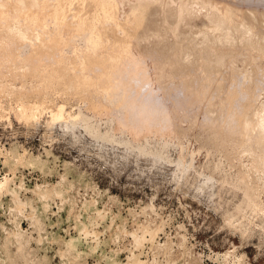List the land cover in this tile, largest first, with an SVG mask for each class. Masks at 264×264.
Returning a JSON list of instances; mask_svg holds the SVG:
<instances>
[{
    "label": "rangeland",
    "instance_id": "374dc122",
    "mask_svg": "<svg viewBox=\"0 0 264 264\" xmlns=\"http://www.w3.org/2000/svg\"><path fill=\"white\" fill-rule=\"evenodd\" d=\"M58 1L0 0V264H264V151L241 143L246 115L264 116V56L213 26L204 2H192L196 10L174 35L156 23L163 12L176 23V0L167 8L166 0L111 1L98 10L91 0H63L67 24L77 8L98 13L106 49L123 40L149 59L183 65L182 84L165 91L143 77L142 104L154 106L157 121L138 130L128 112L76 89L74 64L90 50L76 30L39 76L22 60L4 63L10 44L26 57L39 25L63 33L67 24L49 12ZM208 2L231 6L264 42V0ZM218 38L225 42L208 45ZM171 103L185 112L169 122ZM60 107L65 118L56 120ZM245 173L256 183L253 204Z\"/></svg>",
    "mask_w": 264,
    "mask_h": 264
},
{
    "label": "bare ground",
    "instance_id": "6f19581e",
    "mask_svg": "<svg viewBox=\"0 0 264 264\" xmlns=\"http://www.w3.org/2000/svg\"><path fill=\"white\" fill-rule=\"evenodd\" d=\"M78 1L82 2V0H78ZM111 1L118 2L121 0H91L92 5L94 4V7H96L95 9H97V10L100 8L102 9L104 7L106 8L107 5L111 4ZM142 1L143 0H141V2ZM150 1L152 2V0H150ZM208 1L205 2L204 0L203 1H201V0H176L175 2L178 3L177 4L178 6L176 5V3L171 1V3L173 2L172 4H174V6H172L171 8L173 9V7L176 6V9L175 8L174 9H175V11L177 10V12H176L177 15L175 14L176 15L175 17H177V19L175 18L176 23L169 24V21H168L169 17L167 18L165 12H163L164 17L161 16L162 18L159 19L160 20L159 23H156V22H154V23L157 24V27L166 28L168 31H172L173 34L176 35L178 32V29H179V27H178L179 22L180 21L182 22L183 18H184V21H186V18H189L190 15L194 13L193 12L190 14V12L195 11L198 8L199 5L197 6L196 3L202 4V2H204V4H202V6L203 7L206 6V10L209 9L212 13L210 16L212 18L211 22H212L213 26L218 27L220 30H222L225 33L228 32V30L230 29L231 31L235 32V34H233V38L235 36L239 35V37H240L242 35L243 39L239 43L237 42L236 44L244 45L248 49H250L252 51H256L257 53L264 56V42L261 41L260 39H258L252 33V30L247 26L246 21H241V20L238 21V16L235 13V10L231 6H229V5L222 6L221 4L211 5L210 2H208ZM85 2H82V3H85ZM113 2H112V4H113ZM127 2H128V0H127ZM192 2H194L197 7H194V4ZM211 2H213V1H211ZM56 3L58 4L57 7L49 9V12H50L51 17H53L55 24L59 23V25L61 24V26L63 25L62 27H64V25L67 24L66 19L69 15H71L70 14L71 12H69L68 10L67 11L64 10L65 8H64V1L63 0H60ZM125 3H126V1H125ZM163 3L161 4L162 7L164 6L166 8L170 4L169 0H166ZM120 4H122V1ZM202 6L200 5V8ZM42 7H43V5H42ZM65 7H66V5H65ZM193 7L196 9L192 10ZM43 8H45V7H43ZM8 9L10 10L11 8H7L6 10H8ZM15 9H17V7ZM41 9H40V11H42ZM45 9H43V11ZM80 9L81 8H79V9L77 8L76 10L74 9L75 11L72 13L73 17L72 18L69 17L70 19L74 20V24L70 23V22H72V20H71L69 22L70 24L68 23L66 25L65 30H62L63 33L61 32L62 34L59 37L51 36L49 29H47V26H45V25H41V26L39 25V27L37 26L39 30H37V32H36L35 41L32 42L30 45L31 51L27 55H25L26 57H22L20 55L21 47H20V49L17 48L18 50L13 51L14 45L9 43L10 47L8 50V55L3 59L4 63L7 65H9V64L13 65V64L17 63L19 60H22L25 63L31 65L30 67H31L34 75L39 76L42 72L41 68L43 66H45L49 61L54 60L55 57L57 56L56 54L60 50L61 46L64 45L65 42L68 41V39H69L68 35H70L72 33L71 29L76 30L77 32L76 31H73V32L76 34L78 33L80 36H82L81 34H83V39L85 40V42H87L89 44L87 46L90 47L89 48L90 50L88 49L89 51H87L88 53L83 55V60H82L81 64L80 65L74 64L75 68H79V74L77 75L76 89L78 90V89H84L85 88V90H86V88L89 87V90L92 89L93 92L97 95V97H101L102 100L111 104L113 106V108H116V110L122 109L123 112H128L131 120H130V122H129V120L127 122L130 124L132 123L133 126H135L138 130H140V129L143 130L144 126H147V125L149 126V124L151 125L152 123L156 122L157 119H156V116H154L156 109H154V110L152 109V108H154V106L152 105V107H149L150 106L149 103L146 104V102H145L144 106L142 104V103H144L143 102L144 98H142V95L140 92V90L142 88H140V87L143 86L144 82L142 83L141 80L143 79L144 76H146V80H144V81H145V83L146 82L148 83V87L150 84L152 88L158 87L159 90L163 89V91H165L164 89H166V85L168 86L169 84H171L172 86L173 85L178 86V85L182 84L181 81L184 78V76L186 75V71L184 69H182L183 65L180 63H173L172 62L173 60H171L169 58H161V57L160 58L159 57L154 58L153 57V58L149 59L151 57L149 54L147 55L145 53L135 52L134 49L131 48L132 46L127 45L123 40L118 41V42H116V40H115L114 43H111L112 48H111V45H109V48L106 49L107 46H104V41H105L104 39L105 38L102 37L101 33L98 31L97 25L95 22L96 18H94V15L98 14V13H94V14L89 13V15H87V17L86 16L84 17V15H82V12ZM19 10L17 9L16 11H19ZM11 11H12V9H11ZM94 11L96 12V10H94ZM14 12H15V10H14ZM19 13H21V12L19 11ZM14 15H15V13H14ZM35 15H36V13H35ZM43 15H45V13ZM186 15H187V17H186ZM246 15H249V18L254 17V14H252L251 12L246 14ZM96 16H98V15H96ZM2 18L4 19V17H2ZM69 18H68V20H69ZM173 19H174V17H173ZM216 19L217 20L223 19V20H221L222 24L217 23ZM32 20H34V19H32ZM35 20H37V19H35ZM64 22H65V24H63ZM181 22H180V25H181ZM153 24H152V26H153ZM149 28L151 29V26ZM152 29H153V27H152ZM148 31H151V30L148 29L147 32ZM73 36H75V35L73 34ZM76 36H78V35H76ZM80 36H78V37H80ZM23 41H24V39H23ZM111 41H112V39H111ZM224 42H225L224 40L218 38L217 40L208 41V45L219 46ZM65 44H67V43H65ZM26 45H24V46H26ZM27 47H28V45L25 47L26 50L28 49ZM25 48L23 47L22 50H25ZM147 60H148V63L150 61L149 67H145V65H146L145 62ZM150 71H151V73H150ZM136 87H138V88H136ZM150 91L153 92L152 89ZM156 91H158V90H156ZM156 91H154V92H156ZM94 93H93V95H94ZM206 95H207V93H206ZM151 99H154V98L151 97ZM208 99H209V97H208ZM144 101H146V98ZM153 102H155V101H153ZM178 103L180 104V102H178ZM171 104H173V103H171ZM174 104H176V103H174ZM179 104H176V105L178 106ZM145 105H147L148 107ZM171 106L172 105H170L169 107H171ZM176 108H177L176 110L173 109L170 111L167 109L169 112L167 111L168 112L167 113L165 111L166 115L164 114L165 117H163V118L165 120L168 119L170 122V120L172 121L171 118L174 117V115H176V114L181 115V112L183 110H181V112H178V111H180V109H182V108H178V107H176ZM185 109H187V108H185ZM27 111H28V108L23 110V113L27 114ZM120 112L123 113L122 111H120ZM184 112L185 111H183V113ZM64 114L65 113L63 112V108L61 109V107H60V109L53 112V116L56 120H61V119L65 118ZM83 117L84 116L82 114H79L77 119L83 121V119H86ZM157 118L159 119V117H157ZM165 120H164V123H166ZM244 120H245V125L242 128V132H241L242 133V135H241L242 142L241 143L242 144L248 143V144H250V146H249L250 149L251 150L253 149L252 152L258 151L261 153L262 151H264V116L260 115V113L257 114L255 112H253V113L250 112L249 114L246 115ZM84 121H87V120H84ZM177 121L178 120H176V122ZM173 122H175V120H173ZM179 125H182V124H179ZM184 126H185V124H184ZM151 131H153V130H151ZM142 134H144V133H142ZM193 156H195V154ZM259 157H261V156H259ZM180 162L182 163V161H180ZM262 163H264V162H262ZM241 177L242 178L240 181L244 185L243 190H244L245 196H246L247 200L251 204H253L254 198H255V191H256V187L254 186V185H256L255 180L251 177L250 174H247V173L243 174V176H241ZM138 238H136L135 241H137ZM140 239H142V238H140ZM128 261H129L128 264H143V262H141L139 259H132L131 258Z\"/></svg>",
    "mask_w": 264,
    "mask_h": 264
}]
</instances>
